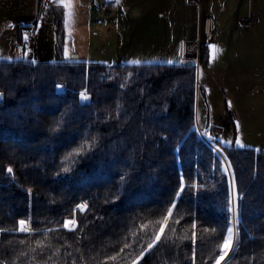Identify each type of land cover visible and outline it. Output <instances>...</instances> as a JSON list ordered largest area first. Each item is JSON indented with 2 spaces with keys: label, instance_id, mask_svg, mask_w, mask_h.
I'll list each match as a JSON object with an SVG mask.
<instances>
[{
  "label": "trees",
  "instance_id": "16d2710c",
  "mask_svg": "<svg viewBox=\"0 0 264 264\" xmlns=\"http://www.w3.org/2000/svg\"><path fill=\"white\" fill-rule=\"evenodd\" d=\"M203 49L200 64L209 59ZM36 61L0 58V230H6L0 231V260L132 264L160 231L183 173L204 189L179 198L161 240L138 264H190L193 247L196 264H209L219 254L225 218H232L225 206L227 181L211 166L227 156L242 197L237 244L227 264H264V149L223 145L220 139L223 154L211 150L217 142L200 135L205 129L197 121L194 63L107 64L59 55ZM57 83L64 87L56 89ZM120 83L126 88L119 89ZM84 87L92 97L87 104L78 101ZM57 127V134L49 131ZM81 146L83 153L70 165L73 172L57 178L63 158ZM125 173L131 182L113 207ZM29 187L39 199L26 198ZM84 201L90 207L75 214L76 232L47 231L59 228ZM25 207L31 227L39 230L30 236L14 231Z\"/></svg>",
  "mask_w": 264,
  "mask_h": 264
},
{
  "label": "rangeland",
  "instance_id": "374dc122",
  "mask_svg": "<svg viewBox=\"0 0 264 264\" xmlns=\"http://www.w3.org/2000/svg\"><path fill=\"white\" fill-rule=\"evenodd\" d=\"M119 1L91 0V3L81 5L77 0H65L71 5L65 8L59 0H37L36 12L40 21L49 17L50 22L45 23L47 31L43 34V48L42 45H32L29 54L33 53L39 60H53L58 55L61 59H68L59 51L66 44L69 58L78 55L87 61L113 64L123 59L155 61L162 46L172 43L173 50L177 45L180 48L184 46L185 42L158 39L161 34H167L164 26H169L171 17L169 0L159 1L164 16L159 18L155 15L148 20V26L143 25L140 10L141 7L149 8L151 0H126V6L130 8L129 17L133 19L127 25L132 30L127 29L126 22L122 21L120 33V17L112 7L121 6ZM191 1L171 0V3H174L173 8H178V20L184 18L183 23H179L182 38L194 34V19L199 12L197 35L201 39L188 43L193 49L183 61L196 66L201 126L205 129L212 125L208 131L222 136L223 145L239 146L235 143L239 138L246 147L264 149V0ZM2 6L0 1V12ZM15 13L18 12L14 9L12 14ZM241 18L249 19L251 24L241 26ZM176 20L177 16L170 20L174 28ZM207 20L208 32L205 30ZM119 37L122 42H118ZM15 43L14 53L20 57L26 48H23V43ZM210 44H216L217 48L211 49ZM201 48H204L205 56L207 52L209 54L208 61L202 64L199 63ZM12 53L11 42H0V58L9 57ZM170 58L172 56H166V59ZM203 137L212 144L208 136ZM226 140L231 143H225Z\"/></svg>",
  "mask_w": 264,
  "mask_h": 264
},
{
  "label": "snow or ice",
  "instance_id": "6c2138e0",
  "mask_svg": "<svg viewBox=\"0 0 264 264\" xmlns=\"http://www.w3.org/2000/svg\"><path fill=\"white\" fill-rule=\"evenodd\" d=\"M59 3L63 5L65 8H70L71 5L69 3H65V0H59ZM42 26V22H41ZM31 37L27 32L22 33V40H23V46L26 47L28 42L30 41ZM63 47V55L65 58H69V49L66 44L62 45ZM209 47L213 50L217 48L216 44H210ZM24 58H29V62L31 64H36L37 61L34 58H31L29 55V51H24L22 52V55L20 57H17L16 59L22 60ZM4 59L7 60H12L13 57H5ZM169 65H174L177 63L176 61L173 60H167L165 61ZM129 63L132 64H139V60H132L129 61ZM182 63H188L187 61H184ZM32 79H35V77H32ZM107 80L111 81L114 78L111 75H108L106 77ZM64 85L57 83L55 84L56 89H62ZM119 89H125L126 84L125 83H120L118 85ZM140 91H143L142 89ZM78 101L81 104H87L92 100V97L86 87L82 88L78 92ZM3 97V93H0V98ZM230 103V102H229ZM117 116H119V112H117ZM212 125H209L208 128H211ZM236 127H239V122H237ZM208 128H205L203 132H200V135L202 136H208L210 141H215L217 143H214L212 147L213 152H220L223 154L224 150L223 148L219 145L218 141L221 139L219 136L214 135L208 131ZM50 132L53 134H57L59 131V127L57 128H50ZM197 131L199 129L197 128ZM225 143H231V141H225ZM235 143L238 144L240 147H244L243 143L239 138L235 139ZM91 147V146H89ZM84 148L83 146L77 147L73 149L71 152L67 154L63 159L66 161L65 166L60 169L59 172L55 173L54 175L57 178H66V176H62V174H70L73 172V167L70 165H74L76 163V158L80 157L81 154L83 153ZM71 158V159H70ZM212 168L214 170L220 171L222 175V179H226L227 184H228V195L225 201V206H226V211L231 214V219L228 217L225 218V225L220 229L219 235L222 237V242L219 245V254L213 258L211 261H209V264H227V260L231 258V255L234 251V248L237 244L236 240V234H237V226L240 223V201L242 199L240 193L237 190V185H236V179H235V172L232 169V164L231 161L227 158V156L224 157L223 160H218L217 162H214L212 165ZM7 173L11 174L13 173V168L11 166L7 167L6 169ZM187 182L185 175L181 173L179 175L178 179V187L173 190V197L169 198V204L170 206L167 208V214L163 217V224H167L169 221L170 217L173 215L174 209L178 207V200L181 198L186 191H192L193 189H196L197 191L204 189V185L197 183V181L191 180V176L188 177ZM131 182V174L130 173H125L124 175H120V181L119 184L116 186V190L121 193L120 196H117L115 200H113L112 206L115 207L118 202L122 200L123 193L126 191V185ZM24 193L26 198H29V201H34L36 199H39L38 192H34L33 188L29 187L24 189ZM107 203V202H106ZM32 207H35L34 204L31 205ZM89 204L88 202H80L76 203L74 208L70 210L71 216L70 217H64L62 224L60 225L59 228L56 229H49L47 231H60V230H66L68 233H74L78 230V220L75 218V214L77 212L79 213H85L89 210ZM24 216H27L28 218H24ZM17 217L15 219V232H18L20 234H26V235H33L34 233L38 232L39 230H34L31 227V224L33 223L32 217H31V212L28 207H25L24 211L22 213H17ZM189 218H191V214H189ZM160 227V231L156 233L155 238L152 239L150 243H148L146 248H143L139 255L135 257V259L132 261V264H138L139 261H141L145 253L150 252L154 245L157 244L158 241L161 240V236L164 232V226ZM143 227V226H141ZM191 227L193 229L192 231V244L195 245L196 243V232L195 229L197 227V221L195 219H192L191 222ZM0 231H6V230H0ZM212 231H216V229H212ZM21 244L24 242L21 241ZM38 245H41L40 247V252H44V246L42 245L41 241H36ZM108 259H114L113 257H109ZM0 264H9V262L5 260H0ZM75 264V262H73ZM190 264H196V251L195 248L193 247L192 250V257Z\"/></svg>",
  "mask_w": 264,
  "mask_h": 264
},
{
  "label": "crops",
  "instance_id": "0c3cea01",
  "mask_svg": "<svg viewBox=\"0 0 264 264\" xmlns=\"http://www.w3.org/2000/svg\"><path fill=\"white\" fill-rule=\"evenodd\" d=\"M2 2V12H0V42H11V48H12V54L9 55L11 57L17 58L19 57V55H15L14 52H16V43L15 42H23L22 40V33L23 32H27L29 34V32L31 33V35H29L31 37L30 41L28 42L26 47V51H29L30 53V49L33 46H37V44L42 48H43V39L45 38L43 36L44 31H47V29H45V23L50 22L49 17H44L43 21H40V16L38 15V13L36 12L37 8H36V1L37 0H8L7 2L5 0H0ZM76 1V0H75ZM81 1V2H79ZM87 3H91V0H87ZM149 1V0H148ZM160 0H151V6L149 8L147 7H141L140 10V15L143 18L142 19V23L144 26H148L147 22L148 20L150 21L152 18H154V16H158L159 18H161V16H164V11L162 9V7L160 6ZM77 2L81 5L83 4H87L84 3L82 0H77ZM119 2H121V6H112L115 7L116 12L119 14V24H118V30L119 33L120 31L123 29L122 24L124 22H126V27L127 29H130V31L132 30V28H129L127 23H132L131 17H129V13H130V8L128 6H126V0H120ZM125 2V4H123ZM189 2H192L191 0H189ZM199 2V0H198ZM6 4V8L4 7V5ZM9 4V5H8ZM174 4V3H173ZM173 4L171 3V0L168 1V11H169V15L171 16L169 19V23H168V27L164 26L167 34H161L158 39L160 41L161 40H166L167 42H185L184 46H182V48H180L179 45L176 46L175 50H173L172 47V43L167 45V46H162V48H160V54L158 53V59L155 61H148V60H139L140 63L143 62H163L166 63L165 61L167 60H181L175 64H180L187 56L189 51H191L193 49V47L189 46V42H197L200 41V37L197 35V31H198V27H199V12L197 13V16H195L194 19V34L191 36H188L186 38H182L180 35V27H179V23H183L182 20H184V18H180V20H178V8H173ZM8 5V7H7ZM15 9L16 12L15 15L12 14L13 10ZM105 10H108L107 8H105ZM199 10V9H197ZM22 12V13H21ZM109 12V10H108ZM174 16H177V20L175 21L176 24V28H174V26H172L171 21ZM182 16V15H181ZM173 17V18H172ZM123 21V23H122ZM41 22H42V26H41ZM143 27H141L142 29ZM134 30V29H133ZM163 30V29H162ZM118 42H122L121 38H118ZM158 41V42H159ZM46 42V41H45ZM125 42V41H124ZM171 45V47H170ZM49 50V49H48ZM60 53L63 52V49L60 48L59 49ZM176 51V52H175ZM162 52V53H161ZM49 54H51V51L49 50ZM163 54V55H162ZM30 55V54H29ZM170 55L172 56V58L170 59H166V56ZM31 58L36 59V57L32 55H30ZM64 56V55H62ZM76 56L78 58H80L78 55H73ZM72 56V57H73ZM24 59H29V58H24ZM81 59V58H80ZM36 60H39L38 58ZM84 60V59H83ZM129 61H132L131 59H123L120 62L123 63H129ZM132 64V63H129ZM199 92H198V97H197V121L199 123V125L201 126V115H200V111H201V105L199 103ZM202 127V126H201Z\"/></svg>",
  "mask_w": 264,
  "mask_h": 264
},
{
  "label": "built area",
  "instance_id": "2783aa9c",
  "mask_svg": "<svg viewBox=\"0 0 264 264\" xmlns=\"http://www.w3.org/2000/svg\"><path fill=\"white\" fill-rule=\"evenodd\" d=\"M86 1H87V0H86ZM86 1H83V2H86ZM239 24H240L241 26H248V25L251 24V22H250L249 19H247V18H241Z\"/></svg>",
  "mask_w": 264,
  "mask_h": 264
},
{
  "label": "water",
  "instance_id": "95a60500",
  "mask_svg": "<svg viewBox=\"0 0 264 264\" xmlns=\"http://www.w3.org/2000/svg\"><path fill=\"white\" fill-rule=\"evenodd\" d=\"M205 30H206V32H208V30H209V20L206 21ZM73 57H76V56H73ZM183 62H184V61H183ZM187 62H188V63H182V62H181V64H182V65H190V64H191L190 61H187Z\"/></svg>",
  "mask_w": 264,
  "mask_h": 264
}]
</instances>
